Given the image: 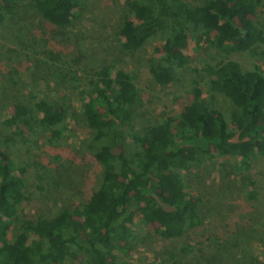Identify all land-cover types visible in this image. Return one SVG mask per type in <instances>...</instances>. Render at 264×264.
Listing matches in <instances>:
<instances>
[{"label": "trees", "instance_id": "16d2710c", "mask_svg": "<svg viewBox=\"0 0 264 264\" xmlns=\"http://www.w3.org/2000/svg\"><path fill=\"white\" fill-rule=\"evenodd\" d=\"M29 1L0 0V25ZM127 1L129 12L119 29L121 48L135 54L160 35L156 50L160 56L149 66L159 85L170 84L175 70L191 63L185 53L190 40L198 49L205 41L215 51L220 60L194 70L207 78L212 98L224 96L234 107L230 125L221 111L203 99L200 81L193 79L190 98L181 106L175 125L167 116L139 133L132 131L129 137L135 151L128 155L117 137L131 126L136 86L123 70L112 74L109 65L90 69L82 114L86 130L102 143L94 153L103 169L100 185L77 209L25 218L13 238V224L26 199L27 166L0 150V264H63L80 256V264H129L127 258L136 246L137 218L145 226L156 225L157 235L164 240L180 239L200 225L197 203L185 191L182 172L201 155L211 151L245 163L256 152H264V74L257 66L243 69L230 58L244 52L264 59V52L258 51L264 45V32L251 19L264 8V0ZM80 4V0H34L36 13L48 25L62 29L71 26ZM50 57L58 60L57 55ZM79 57L73 58V65L82 70ZM66 106L45 99L36 101L33 109L16 103L4 126L28 144L31 138L23 137L24 129L31 132L37 125L46 135L44 145L54 146L62 138L59 126L69 116ZM129 157L136 159L137 168ZM202 250L200 254L207 258Z\"/></svg>", "mask_w": 264, "mask_h": 264}, {"label": "rangeland", "instance_id": "374dc122", "mask_svg": "<svg viewBox=\"0 0 264 264\" xmlns=\"http://www.w3.org/2000/svg\"><path fill=\"white\" fill-rule=\"evenodd\" d=\"M127 2L80 0L71 26L62 29L48 25L36 13L34 0H30L0 25V150L27 166L26 199L13 224V238L25 218L51 217L64 209H77L100 185L103 169L94 153L102 143L94 141V134L86 130L82 114L90 69L109 65L112 74L123 70L136 86L138 100L132 106L131 126L117 137L119 145H126L128 155L135 151L129 137L132 131L139 133L167 116L175 125L181 106L190 98L193 79H199L203 99L221 111L230 125L234 107L224 96L212 98L207 78L195 71L220 60L215 51L205 41L198 49L190 40L185 53L191 63L175 70L170 84L159 85L149 66L160 56L156 51L161 46L160 35L135 54L121 48L119 29L122 17L129 12ZM251 19L264 32V8ZM258 51L264 52V45ZM51 54L58 60H52ZM78 56L82 70L73 65V58ZM230 58L243 69L257 66L264 74L262 56L243 52ZM40 99L67 105L69 111L59 126L62 138L54 146L44 145L46 135L37 125L31 132L30 128L24 129L23 137L31 138L28 144L19 133L4 126L14 104L33 109ZM108 139L112 141V137ZM256 153L250 157L247 171L234 158L211 151L201 155L197 163L182 172L185 191L197 203L200 225L187 230L180 239L164 240L157 235L156 225L145 226L137 218L133 225L136 246L127 258L129 264H204L203 259L209 264H264V227L260 225L264 220V152ZM129 159L137 168L136 159ZM139 167L145 168L142 164ZM249 181L259 189L253 201L248 199ZM80 258L67 259L63 264H80Z\"/></svg>", "mask_w": 264, "mask_h": 264}, {"label": "crops", "instance_id": "0c3cea01", "mask_svg": "<svg viewBox=\"0 0 264 264\" xmlns=\"http://www.w3.org/2000/svg\"><path fill=\"white\" fill-rule=\"evenodd\" d=\"M257 153H255L254 155H256ZM254 155H252L253 157H254ZM222 157H224V156H222ZM251 157V156H250ZM250 157L246 160V162L245 163H241L240 161H238L239 163H240V165L239 166H241L242 168H246L245 169V171H247V168H248V161H249V159H250ZM248 186L251 188V191H250V193L248 194V199L250 200V201H253V200H255V197H256V193H258L259 192V189H258V187L255 185V182H253V181H249L248 182ZM262 222H264V220L263 221H261L260 220V225L262 226V228L264 227V223H262ZM264 229V228H263Z\"/></svg>", "mask_w": 264, "mask_h": 264}]
</instances>
